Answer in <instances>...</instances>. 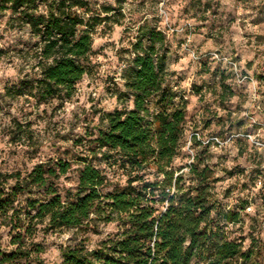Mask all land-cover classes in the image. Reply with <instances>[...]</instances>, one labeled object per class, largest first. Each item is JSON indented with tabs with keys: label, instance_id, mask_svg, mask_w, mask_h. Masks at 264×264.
Listing matches in <instances>:
<instances>
[{
	"label": "trees",
	"instance_id": "obj_1",
	"mask_svg": "<svg viewBox=\"0 0 264 264\" xmlns=\"http://www.w3.org/2000/svg\"><path fill=\"white\" fill-rule=\"evenodd\" d=\"M123 1L0 0V11L9 12L6 24L17 33L12 51L21 74L4 94L31 96L37 105L70 96L88 72L96 26L115 16L118 22ZM130 51L118 76L132 106L104 112L87 146L98 159L121 168L124 183L87 156L79 158L74 187L61 181L70 169L66 159L36 163L26 172L0 171V224L8 229L10 245H0V264L39 262L40 233L72 227L98 232L99 222H114L115 232L93 246L80 241L61 247L60 264H246L250 259L252 241L245 245L242 237L231 236L228 224L240 221L239 209L250 204L253 215H260L255 198L247 196L239 208L226 204L215 189L213 168L199 153L186 171L174 163L186 100L165 83L169 48L163 29L144 19ZM18 125L7 132L9 141L28 144L31 133ZM253 177V184L262 178L256 188L262 205L264 168Z\"/></svg>",
	"mask_w": 264,
	"mask_h": 264
},
{
	"label": "rangeland",
	"instance_id": "obj_2",
	"mask_svg": "<svg viewBox=\"0 0 264 264\" xmlns=\"http://www.w3.org/2000/svg\"><path fill=\"white\" fill-rule=\"evenodd\" d=\"M96 1L115 5V0ZM121 5L118 22L113 21L115 16L96 26L90 66L76 82L75 92L38 105L31 96L4 94L5 86L16 84L21 74L12 51L17 33L6 24L9 12L0 11V171L26 172L36 163L66 159L70 169L61 181L74 187L82 165L79 158L87 156L109 178L124 183L122 169L98 159L87 146L104 112L132 106L118 73L130 58L137 26L145 19L163 29L169 48L165 83L186 100L185 130L174 163L186 171L199 153L213 168L218 178L215 189L226 204L239 208L247 196L255 198L260 215H253L254 205L250 213L239 209L240 221L228 224V230L231 236L242 237L245 245L252 241L246 264H264V203L258 205L253 184L254 172L264 168V146L232 135L249 132L264 141V0H124ZM192 51L204 55L195 59ZM212 52L234 61L237 72L252 80L238 81L227 61L212 57ZM253 86L255 99L250 94ZM18 124L31 133L28 144L9 141L7 132L17 130ZM192 131L204 139L217 135L224 142L191 144ZM115 230L114 222H99L98 232L72 227L40 233L43 251L34 264H60L61 247L80 241L93 246ZM8 240V229L0 224V245L10 247Z\"/></svg>",
	"mask_w": 264,
	"mask_h": 264
},
{
	"label": "built area",
	"instance_id": "obj_3",
	"mask_svg": "<svg viewBox=\"0 0 264 264\" xmlns=\"http://www.w3.org/2000/svg\"><path fill=\"white\" fill-rule=\"evenodd\" d=\"M202 55L204 54H199V53H196L194 51L191 52V56L195 59H200L202 57ZM212 57H215L217 59H225L227 61V63L230 65V68L233 69L235 71V74H236V78L238 81H243V80H252L251 76H249L248 74H242V73H239L237 72V65L234 61H232L231 59H228L227 57H223V56H219L217 54V52H212ZM253 82V81H251ZM252 96L253 99H255L257 97V94H256V88L253 86L252 89H251V93H250ZM257 107H259V105H257ZM253 121H255L253 119ZM232 135H242V136H245L247 137L251 143H254L257 147H263L264 146V141L263 140H259L257 138V134H252V133H236V134H232ZM194 136L198 139H200L201 141H205V142H208V141H211L213 143H216V144H219L221 145L222 142H224L223 140H221L217 135H209L207 136L205 139L203 137L200 136V132L199 131H192L190 133V138ZM254 185L256 188H259L261 187L262 185V178L261 177H257L255 179V182H254ZM264 200V198H263ZM251 209V204L246 206V211H249Z\"/></svg>",
	"mask_w": 264,
	"mask_h": 264
}]
</instances>
